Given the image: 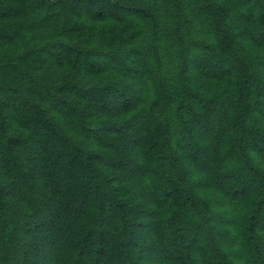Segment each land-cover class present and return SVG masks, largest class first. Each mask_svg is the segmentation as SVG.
I'll use <instances>...</instances> for the list:
<instances>
[{"label":"trees","instance_id":"obj_1","mask_svg":"<svg viewBox=\"0 0 264 264\" xmlns=\"http://www.w3.org/2000/svg\"><path fill=\"white\" fill-rule=\"evenodd\" d=\"M0 264H264V0H0Z\"/></svg>","mask_w":264,"mask_h":264}]
</instances>
